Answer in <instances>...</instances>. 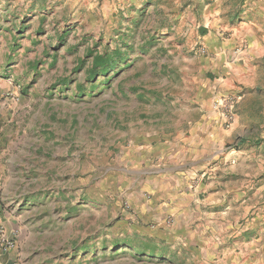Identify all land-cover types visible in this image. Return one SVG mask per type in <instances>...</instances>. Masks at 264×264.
I'll return each mask as SVG.
<instances>
[{
    "label": "rangeland",
    "instance_id": "rangeland-1",
    "mask_svg": "<svg viewBox=\"0 0 264 264\" xmlns=\"http://www.w3.org/2000/svg\"><path fill=\"white\" fill-rule=\"evenodd\" d=\"M106 47L127 60L90 80L89 52ZM218 59L225 75L207 71ZM221 95L237 100L220 125L226 163L201 181L215 172L228 192H200L208 214L180 220L184 234L143 218L131 178ZM185 223L264 243V0H0V243L14 242L16 264H184L202 255Z\"/></svg>",
    "mask_w": 264,
    "mask_h": 264
},
{
    "label": "crops",
    "instance_id": "crops-1",
    "mask_svg": "<svg viewBox=\"0 0 264 264\" xmlns=\"http://www.w3.org/2000/svg\"><path fill=\"white\" fill-rule=\"evenodd\" d=\"M214 41H218V38H215ZM209 46L212 47L213 44L210 42ZM222 63L221 59H218L217 63L212 62V66H209L207 71L218 75V72L223 68ZM241 63L242 60L238 62V65ZM221 72L223 75L226 74L224 68ZM227 74L226 76H229V73ZM226 78L225 80H227ZM223 85L224 83H221L217 86ZM217 86L212 93L218 88ZM197 110L199 112L196 113L194 121L186 120L177 128H170L164 134L166 142L152 148L153 150L157 147L160 148L158 153L156 152L159 156L160 166L150 172L137 171L136 174L138 175L131 178L132 181L126 188L129 207L132 205L138 213L140 212L143 215V218L157 221L163 227L166 223L170 224L167 219L171 217L172 220L168 229L183 234L184 232L179 230L181 226H178L180 220L185 222L188 219L187 222H189V219L197 212L201 215L203 213L208 214L199 209L200 192L205 193L202 196L207 203H213L215 198L228 192V190L224 191L219 185L220 182L217 179L220 176L216 177L215 172L209 182L201 181L202 175L207 173L206 167L210 162L219 159L217 146L220 143V125H222V121L212 109L211 103L210 113L207 111L201 112L200 108ZM242 142L245 143L246 141L242 140ZM232 152H234L233 148L227 153L226 159H229ZM217 163L216 168L221 169L226 160L220 158ZM202 169H205V172L199 175V171ZM141 174L144 176L140 177ZM191 207L197 210H193ZM129 215L136 217L133 214ZM223 226L218 229L209 226H194L191 223L183 224L182 227H186L191 233L200 232L198 235L200 237L199 241L184 237L186 242L189 243L190 249L197 251L198 248L202 252V255L197 256L191 254L184 264H188V261L189 264H264V255L261 257L259 255V248L263 249L264 247L263 242H260L254 235L248 237L245 243L238 244L237 242L230 246L234 242L232 240V243H230L229 238L241 232L235 227ZM216 233L221 235L220 239L211 241L209 235L213 236ZM226 238H228L227 242ZM257 256L261 260L257 259ZM16 261L14 250L5 249L3 244L0 243V264H16ZM167 261L173 262L169 259Z\"/></svg>",
    "mask_w": 264,
    "mask_h": 264
},
{
    "label": "trees",
    "instance_id": "trees-1",
    "mask_svg": "<svg viewBox=\"0 0 264 264\" xmlns=\"http://www.w3.org/2000/svg\"><path fill=\"white\" fill-rule=\"evenodd\" d=\"M123 40V39H122ZM124 47H128L127 44ZM126 53L120 48L115 47L110 52L107 47L101 51L89 52V57H92L90 68L88 69V77L90 80L97 76H107L110 71L116 69L120 63L126 62ZM83 61H80V67H83ZM134 249H139L138 246L133 247Z\"/></svg>",
    "mask_w": 264,
    "mask_h": 264
},
{
    "label": "built area",
    "instance_id": "built-area-1",
    "mask_svg": "<svg viewBox=\"0 0 264 264\" xmlns=\"http://www.w3.org/2000/svg\"><path fill=\"white\" fill-rule=\"evenodd\" d=\"M242 45L236 49L242 50ZM204 50H200V52H203ZM237 100H235L234 97L221 95L216 98H214L212 102V109L218 114V116L221 118L222 124L226 127H229L230 124L233 121L234 118V111L236 107ZM5 249H11L14 247V242L7 241L6 244H3Z\"/></svg>",
    "mask_w": 264,
    "mask_h": 264
}]
</instances>
